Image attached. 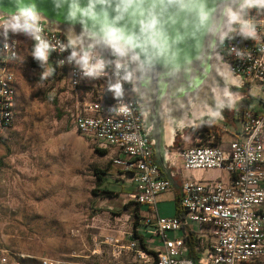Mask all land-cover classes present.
I'll return each instance as SVG.
<instances>
[{
    "label": "built area",
    "instance_id": "2783aa9c",
    "mask_svg": "<svg viewBox=\"0 0 264 264\" xmlns=\"http://www.w3.org/2000/svg\"><path fill=\"white\" fill-rule=\"evenodd\" d=\"M22 32L31 40L32 61L41 66V75L57 86L63 79L75 130L104 150H113L110 164L132 185L124 204L146 209L140 221L158 245L150 250L129 235L125 247L132 255L130 264H249L264 259V6L246 3L240 20L232 21L217 45L245 87L244 96L256 89L262 111L248 108L243 96L222 119L206 114L194 119L178 137L180 143L169 147L168 166L226 175L181 179L177 195L183 217L157 213L156 196L171 189V183L154 163L152 145L141 129L129 56L115 40L103 54L94 45L71 44L42 20L0 16V129L14 120L12 68ZM227 121L235 131L219 144L220 135L228 131ZM188 223L209 229L212 237L197 261L183 254L184 240L178 234ZM105 242L114 245L117 239L107 236ZM14 258L11 252H0V264H19ZM74 258L43 257L39 264H110Z\"/></svg>",
    "mask_w": 264,
    "mask_h": 264
},
{
    "label": "rangeland",
    "instance_id": "374dc122",
    "mask_svg": "<svg viewBox=\"0 0 264 264\" xmlns=\"http://www.w3.org/2000/svg\"><path fill=\"white\" fill-rule=\"evenodd\" d=\"M31 52L23 33L12 68L14 120L0 129V252H11L19 264H39L43 257L114 262L113 251L120 248L114 245L127 244L129 232L134 236L135 206L127 203L120 217H116L118 213H103L102 206L107 196L114 199L116 193L131 188V181L119 176L110 164L112 149L99 151L101 147L92 137L75 130L69 117L72 99L65 92L63 79L58 87L43 77ZM244 89L237 88L240 93ZM250 91L256 97V89ZM226 126L230 130L231 125L226 122ZM227 134L222 133L219 144L228 141ZM179 170L176 183L216 176L212 170ZM165 193L169 201L156 205L161 215L174 211V193L171 189ZM112 227L123 231L114 245L105 242ZM249 264H264V259Z\"/></svg>",
    "mask_w": 264,
    "mask_h": 264
},
{
    "label": "water",
    "instance_id": "95a60500",
    "mask_svg": "<svg viewBox=\"0 0 264 264\" xmlns=\"http://www.w3.org/2000/svg\"><path fill=\"white\" fill-rule=\"evenodd\" d=\"M250 0H0V16L42 20L73 45L109 42L127 51L143 134L160 172L175 182L169 147L194 119L244 96L242 82L218 50L220 37ZM172 172V174H171ZM180 182V181H179Z\"/></svg>",
    "mask_w": 264,
    "mask_h": 264
},
{
    "label": "crops",
    "instance_id": "0c3cea01",
    "mask_svg": "<svg viewBox=\"0 0 264 264\" xmlns=\"http://www.w3.org/2000/svg\"><path fill=\"white\" fill-rule=\"evenodd\" d=\"M24 32H22L23 34ZM21 34V36H22ZM26 34V33H25ZM27 35V34H26ZM27 39L29 40L30 44H31V40L29 38V36L27 35ZM31 54V53H30ZM18 55V54H17ZM16 61V60H15ZM245 97V105L250 108L253 109L256 112L262 111L263 109V104L261 103V101L258 99V97H253V96H244ZM251 101V102H250ZM250 103V105H249ZM251 106V107H250ZM229 110V109H225L223 111V115L224 113ZM227 123L229 124V122L227 121ZM234 124L236 125V128L239 127V122H234ZM235 131L234 127H231L230 130L226 131L228 134V138H231L233 136V134H231V132ZM222 134L220 135L221 138ZM227 138V139H228ZM177 139V138H176ZM178 142H176V140H174V144H176ZM180 171V170H179ZM209 170H204V171H194V172H207ZM216 172V176H219L221 179H225L226 175L224 176L223 173H220L217 170H212ZM191 175H193V173H191ZM214 177V178H215ZM197 180H203V179H208L207 177H194ZM181 180V179H180ZM132 188V187H131ZM131 188H129L128 190H125V192H123L122 194H118L116 192V195H114V199H111L110 196H107L106 198H108V200L106 201V205L102 206V212L103 213H118V216L116 217H120V215H122L121 212L125 211V206H124V199L126 198V194L131 190ZM171 190L173 191V193H175V189H173L171 187ZM169 194L162 192L159 193L156 196V204L158 202H163V201H169L170 197L168 196ZM172 196V194H171ZM126 205V204H125ZM135 206V210L133 211V216L136 218V224L134 226H132V233H133V237L132 238H136L138 240V242L140 243V245L144 246L145 248H149L150 250H152L155 246L158 245V242L156 240V238L154 236H152L147 230L148 228L146 226H143L141 221H140V217H142L145 214V207L144 206ZM143 207V208H142ZM158 215L160 216H172L174 215V211L171 214H163L161 215L158 210H157ZM180 213V211H179ZM182 214V213H181ZM181 217H183V214L180 215ZM116 217H113L114 219H116ZM126 222V221H125ZM109 233L107 236H110L112 238H116L117 242L120 241L121 237L123 236V231H120L118 229H116L115 227H112L111 229H108ZM189 233L190 236L193 238V246H192V250L188 249V246L186 245V243L184 242V252L183 254L186 255L189 258H192L194 261H197L198 259L204 257L205 255V246L208 243V241H211L212 237L210 236V232L209 229L207 228H203V229H198V226L195 223H188L183 230L179 231L178 234H181L183 237L184 233ZM120 234L122 236H120ZM131 233H127V239L129 238V235ZM106 236V237H107ZM120 248L116 249V252L113 251V259L114 262H107L110 264H130L131 260H132V255L131 252H129L126 249V244L125 245H114ZM121 256L125 257L122 258ZM125 259V263H123V260ZM151 260V258H149ZM104 263V262H103ZM106 263V262H105Z\"/></svg>",
    "mask_w": 264,
    "mask_h": 264
},
{
    "label": "trees",
    "instance_id": "16d2710c",
    "mask_svg": "<svg viewBox=\"0 0 264 264\" xmlns=\"http://www.w3.org/2000/svg\"><path fill=\"white\" fill-rule=\"evenodd\" d=\"M99 151H104L103 148H97ZM106 193H108L109 195L112 194V191H105ZM125 206V204H124ZM174 215L177 217H180L181 212L179 213V209H178V195H177V191H175L174 193ZM183 240L186 243V245L188 246L189 250H192V246H193V238L190 236L189 233H184L183 234Z\"/></svg>",
    "mask_w": 264,
    "mask_h": 264
},
{
    "label": "snow or ice",
    "instance_id": "6c2138e0",
    "mask_svg": "<svg viewBox=\"0 0 264 264\" xmlns=\"http://www.w3.org/2000/svg\"><path fill=\"white\" fill-rule=\"evenodd\" d=\"M250 2L253 3V4H259L260 3V0H250ZM41 55H43L42 52H41Z\"/></svg>",
    "mask_w": 264,
    "mask_h": 264
},
{
    "label": "clouds",
    "instance_id": "9594fccd",
    "mask_svg": "<svg viewBox=\"0 0 264 264\" xmlns=\"http://www.w3.org/2000/svg\"><path fill=\"white\" fill-rule=\"evenodd\" d=\"M259 4H261L262 6H264V0H260V3ZM15 27L18 28V27H20V25L17 24V25H15Z\"/></svg>",
    "mask_w": 264,
    "mask_h": 264
},
{
    "label": "flooded vegetation",
    "instance_id": "af4514ba",
    "mask_svg": "<svg viewBox=\"0 0 264 264\" xmlns=\"http://www.w3.org/2000/svg\"><path fill=\"white\" fill-rule=\"evenodd\" d=\"M176 142L180 143V140H179V138H177V139H176Z\"/></svg>",
    "mask_w": 264,
    "mask_h": 264
}]
</instances>
